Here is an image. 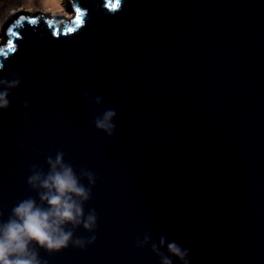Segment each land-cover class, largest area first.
I'll list each match as a JSON object with an SVG mask.
<instances>
[{"label": "water", "instance_id": "1", "mask_svg": "<svg viewBox=\"0 0 264 264\" xmlns=\"http://www.w3.org/2000/svg\"><path fill=\"white\" fill-rule=\"evenodd\" d=\"M63 4L71 18L17 9L0 25V78L21 81L0 110V221L60 150L97 178V229L74 232L96 239L41 249L46 264H158L134 244L146 232L189 264H264V0ZM107 109L112 137L93 123Z\"/></svg>", "mask_w": 264, "mask_h": 264}, {"label": "clouds", "instance_id": "2", "mask_svg": "<svg viewBox=\"0 0 264 264\" xmlns=\"http://www.w3.org/2000/svg\"><path fill=\"white\" fill-rule=\"evenodd\" d=\"M9 75L11 79L0 78V110L8 108L10 90L21 82L18 75ZM83 95L87 99L89 92L85 91ZM102 100L99 95L92 97V103L96 105ZM24 106L27 107V102ZM116 116L115 109L105 110L94 119L95 128L112 137L116 130L113 123ZM64 155L58 150L54 158L47 157L46 171L38 165L31 166L27 184L36 197L20 200L11 209L7 220L0 221V264H46L39 258L41 249L51 254L70 244L84 249L95 241V235L87 239L74 238V232L77 228L88 233L97 229V213L94 209L85 212L84 208L97 178L84 168L77 172L71 163L65 162ZM134 244L140 249L150 245L158 264H173V258L180 264H189L188 249L175 241L168 242L163 235L157 241L151 232H146L143 239L137 238Z\"/></svg>", "mask_w": 264, "mask_h": 264}, {"label": "rangeland", "instance_id": "3", "mask_svg": "<svg viewBox=\"0 0 264 264\" xmlns=\"http://www.w3.org/2000/svg\"><path fill=\"white\" fill-rule=\"evenodd\" d=\"M17 9L29 12L48 11L50 14L62 13L64 17H72L65 12L63 0H0V25Z\"/></svg>", "mask_w": 264, "mask_h": 264}, {"label": "snow or ice", "instance_id": "4", "mask_svg": "<svg viewBox=\"0 0 264 264\" xmlns=\"http://www.w3.org/2000/svg\"><path fill=\"white\" fill-rule=\"evenodd\" d=\"M21 19H24V18L21 17ZM77 23H79V21H77ZM8 47H9V49H12V44H11V42L9 43Z\"/></svg>", "mask_w": 264, "mask_h": 264}]
</instances>
